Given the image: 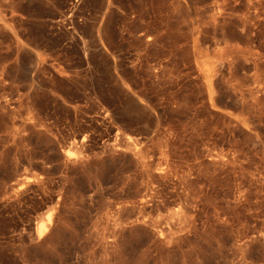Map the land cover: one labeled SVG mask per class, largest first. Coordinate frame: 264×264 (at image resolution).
I'll use <instances>...</instances> for the list:
<instances>
[{
    "label": "rangeland",
    "instance_id": "rangeland-1",
    "mask_svg": "<svg viewBox=\"0 0 264 264\" xmlns=\"http://www.w3.org/2000/svg\"><path fill=\"white\" fill-rule=\"evenodd\" d=\"M0 264H264V0H0Z\"/></svg>",
    "mask_w": 264,
    "mask_h": 264
},
{
    "label": "bare ground",
    "instance_id": "bare-ground-1",
    "mask_svg": "<svg viewBox=\"0 0 264 264\" xmlns=\"http://www.w3.org/2000/svg\"><path fill=\"white\" fill-rule=\"evenodd\" d=\"M35 2V1H34ZM111 10V9H110ZM110 14V13H109ZM141 14H142V12H141ZM141 16V15H140ZM134 19V18H133ZM141 19V18H140ZM132 22V21H131ZM146 22H148V21H146ZM135 23V22H134ZM139 23H141V22H139ZM161 23V22H160ZM142 24H143V22H142ZM164 24V23H163ZM166 24V23H165ZM165 24H164V26H165ZM141 25V24H140ZM169 25V24H168ZM171 25V24H170ZM169 25V26H170ZM168 26V27H169ZM173 26V25H172ZM162 27V26H161ZM175 27V26H174ZM142 28H143V31H144V33H147V34H149V38L148 39H151V35H150V33H152L154 30H155V27L150 23V22H148V23H146V24H143L142 25ZM167 28V27H166ZM171 28H173V27H171ZM177 28V27H176ZM175 28V29H176ZM156 29H158V28H156ZM175 29H174V31H175ZM164 30H165V28H164ZM168 30V29H167ZM169 30H170V28H169ZM105 31H107V30H105ZM171 31V30H170ZM178 31V30H177ZM155 32H157V31H155ZM162 32V31H161ZM105 33V32H104ZM163 33H165V34H167L166 32H163ZM107 34V33H106ZM170 34V33H169ZM169 34H168V36H169ZM171 34H172V32H171ZM158 35V34H157ZM161 35H162V33H161ZM174 35V34H173ZM164 36V35H163ZM171 36V35H170ZM160 37H162V36H160ZM172 37V36H171ZM163 38V37H162ZM169 38V37H168ZM171 48V47H170ZM136 104V103H135ZM139 104V103H138ZM133 106V105H132ZM138 111H137V114H149L150 113V111H149V109L147 108V107H145V106H139V108L137 109ZM150 116V115H149ZM153 118V117H152ZM136 123V122H135ZM128 141H130V138H128ZM149 157V156H148ZM143 161V160H142ZM145 162H147V160H145V161H143V163L145 164ZM149 164H150V162H149ZM151 222V221H150ZM156 225H154V226H156V229H157V232H158V234H159V238L161 239V241L163 240V241H165V242H170L171 240H170V238H172L171 237V234L169 233V227L167 228V227H165V226H163L161 223L159 224V223H155ZM38 229V235H43V233H44V228H43V226H40L39 228H37ZM174 238V237H173ZM171 243V242H170ZM169 243V244H170Z\"/></svg>",
    "mask_w": 264,
    "mask_h": 264
}]
</instances>
